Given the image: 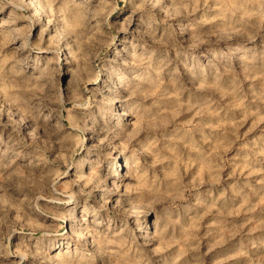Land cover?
I'll return each mask as SVG.
<instances>
[{
	"label": "rangeland",
	"instance_id": "374dc122",
	"mask_svg": "<svg viewBox=\"0 0 264 264\" xmlns=\"http://www.w3.org/2000/svg\"><path fill=\"white\" fill-rule=\"evenodd\" d=\"M0 264H264V0H0Z\"/></svg>",
	"mask_w": 264,
	"mask_h": 264
}]
</instances>
